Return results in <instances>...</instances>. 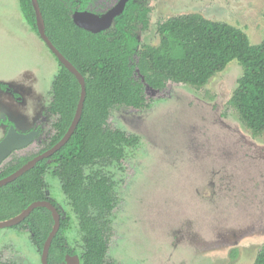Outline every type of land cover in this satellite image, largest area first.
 <instances>
[{
	"label": "rangeland",
	"instance_id": "obj_1",
	"mask_svg": "<svg viewBox=\"0 0 264 264\" xmlns=\"http://www.w3.org/2000/svg\"><path fill=\"white\" fill-rule=\"evenodd\" d=\"M150 25L141 47H157L158 27L199 14L243 31L252 45L264 40V0H148ZM31 31V32H30ZM59 70L54 55L23 18L18 0H0V112L21 133L36 127L52 100ZM237 61L202 88L171 84L142 112L113 111L111 124L142 138L141 148L111 168L121 197L109 253L119 264H254L264 247V132L255 136L231 99L243 77ZM49 118L43 138L50 136ZM4 129L0 126V140ZM38 148L30 150L34 152ZM49 193L73 224L71 247L82 234L61 183ZM30 235L0 230V259L41 264Z\"/></svg>",
	"mask_w": 264,
	"mask_h": 264
},
{
	"label": "trees",
	"instance_id": "obj_2",
	"mask_svg": "<svg viewBox=\"0 0 264 264\" xmlns=\"http://www.w3.org/2000/svg\"><path fill=\"white\" fill-rule=\"evenodd\" d=\"M18 1L24 20L38 35L31 0ZM119 1L38 0L48 38L85 78L87 96L82 118L69 142L54 156L0 188V223L20 216L34 203L53 205L61 220L48 264H66V258L74 256L79 257L81 264H119L109 258L115 212L121 201L110 169L125 171L124 163L141 148L142 138L113 126L114 110H148L152 96L163 93L169 85L205 87L237 61L244 72L230 103L253 135L264 132V40L252 45L243 31L190 14L160 24L157 47H141L139 32L147 31L150 25L147 0H131L107 32L93 34L73 21L78 11L102 14ZM55 59L59 70L52 82L48 108L54 120L51 134L47 140H36L9 157L0 166V181L56 146L74 121L81 86ZM34 147L38 149L32 152ZM49 176L60 181L78 219L82 234L80 255L68 241L71 217L50 196ZM54 227L52 212L38 207L12 229L28 233L41 254ZM0 264L14 263L0 259ZM254 264H264V247Z\"/></svg>",
	"mask_w": 264,
	"mask_h": 264
},
{
	"label": "water",
	"instance_id": "obj_3",
	"mask_svg": "<svg viewBox=\"0 0 264 264\" xmlns=\"http://www.w3.org/2000/svg\"><path fill=\"white\" fill-rule=\"evenodd\" d=\"M31 2L33 5L35 14H36L37 30H38L39 37L45 43V45L48 47L51 53L57 58V60L70 73H72L76 77V79L78 80L81 86V96H80V100L78 103L74 121L68 133L65 135V137L52 149L34 158L30 162H28L26 165H24L21 169H19L17 172L12 174L8 178L0 181V188L10 183H13L14 181L22 177L24 174L32 170L39 162L51 158L69 142V140L73 136L82 118L84 104H85V100L87 96L85 78L58 51V49L53 45L51 40L48 38L46 34V27H45L44 19H43L41 10H40L38 0H31ZM129 2L130 0H120L115 7H113L111 10H109L107 13L101 16L94 14L92 12H87V11L79 12L78 11L73 15V21L75 25L78 26L79 28L85 31H88L90 33H93V34L107 32L113 27L115 20L124 13L126 6ZM1 119L2 118L0 115V120ZM39 135H40L39 130L30 132V133H21L15 128V126H11L6 136L0 141V166L7 159H9V157H11L15 152H18V151H21V150H24L30 147L35 142V140L39 137ZM38 207H45L49 209L52 212L53 218L55 221V227L52 233L50 234L48 240L46 241L45 246L43 248V252H42V264H48L49 250L52 245L53 238L59 231L60 220H61L60 214L58 213V211L53 205H51L50 203H34L26 211H24L20 216L10 221L0 223V228L4 229V228H12L16 226L17 224L25 220L31 214V212L34 211ZM66 264H81V262L78 256H74V257H67Z\"/></svg>",
	"mask_w": 264,
	"mask_h": 264
},
{
	"label": "flooded vegetation",
	"instance_id": "obj_4",
	"mask_svg": "<svg viewBox=\"0 0 264 264\" xmlns=\"http://www.w3.org/2000/svg\"><path fill=\"white\" fill-rule=\"evenodd\" d=\"M131 1V0H130ZM148 1V0H147ZM118 4V3H117ZM116 4V5H117ZM115 5V6H116ZM110 6H113V7H115L113 4L112 5H110ZM112 7V8H113ZM111 8V9H112ZM111 9H109V10H111ZM108 10V11H109ZM107 11V12H108ZM92 12V11H91ZM107 12H105V13H107ZM93 13V12H92ZM105 13H102V14H98V13H94V14H97V15H99V16H101V15H103V14H105ZM1 86V88L2 89H4L5 91H7V92H12V90L10 89V87L8 86V85H0ZM0 115H1V120H0V126L4 129V135H3V137H2V139L6 136V134H7V132H8V130L10 129V127L11 126H14V124L5 116V114L4 113H2V112H0ZM49 118H51V116L49 115V113H48V109L47 110H44L43 111V114H42V116H41V119H39L38 121H37V123H36V127L34 128V129H32V130H29L27 133H30V132H33V131H40V135H39V137L36 139V140H41L42 139V142L43 141H45V140H47V138H43V133H44V129H45V127H46V125L49 123ZM16 128V127H15ZM1 139V140H2ZM0 140V141H1ZM35 140V141H36ZM34 144V143H33ZM41 257H42V253H41ZM42 259V258H41ZM41 264H42V260H41Z\"/></svg>",
	"mask_w": 264,
	"mask_h": 264
},
{
	"label": "crops",
	"instance_id": "obj_5",
	"mask_svg": "<svg viewBox=\"0 0 264 264\" xmlns=\"http://www.w3.org/2000/svg\"><path fill=\"white\" fill-rule=\"evenodd\" d=\"M31 32V31H30Z\"/></svg>",
	"mask_w": 264,
	"mask_h": 264
}]
</instances>
